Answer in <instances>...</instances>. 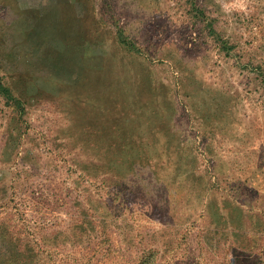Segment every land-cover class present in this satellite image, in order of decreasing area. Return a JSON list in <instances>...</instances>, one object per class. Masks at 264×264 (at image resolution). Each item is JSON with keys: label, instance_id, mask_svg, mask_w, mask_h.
Wrapping results in <instances>:
<instances>
[{"label": "rangeland", "instance_id": "1", "mask_svg": "<svg viewBox=\"0 0 264 264\" xmlns=\"http://www.w3.org/2000/svg\"><path fill=\"white\" fill-rule=\"evenodd\" d=\"M0 264H264V0H0Z\"/></svg>", "mask_w": 264, "mask_h": 264}]
</instances>
